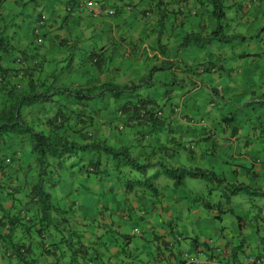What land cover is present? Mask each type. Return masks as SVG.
<instances>
[{
    "label": "crops",
    "instance_id": "crops-1",
    "mask_svg": "<svg viewBox=\"0 0 264 264\" xmlns=\"http://www.w3.org/2000/svg\"><path fill=\"white\" fill-rule=\"evenodd\" d=\"M27 1L32 3V7L40 5L42 10L36 12L33 9L24 15L22 23L26 22L23 29L26 36L17 45L19 52L35 55L33 62L36 65H33H40L36 74L42 79L64 68V64L70 67L74 63L90 62V68L79 77L72 74L70 79L69 73L62 77V82L65 85H86L87 82L98 84L106 81L128 86L143 81L150 69L166 63L165 68L157 70L147 83H142L137 91L138 97L130 96L128 99L149 102L151 115L144 121L138 122L125 111L120 112V105L100 113L96 105L104 100L109 102V99H104L109 94L102 99L88 101L84 110L96 114L93 125L88 128L92 137L124 145L140 159L151 156V149L159 147L160 150L155 151V159L159 157L163 165H176V174L184 173L187 165L193 166L195 173L191 172V176H199V171H213L216 177L221 174L223 180L218 184L223 183V186L221 184L220 192L226 188L225 175H232L235 182L241 184L237 176L245 165L250 167L256 181L264 183V0H224L226 9L222 33L237 38L212 41L207 48H196L197 51L187 54L183 52L189 48L180 50V40L174 38L181 39L188 33L206 34L215 28L216 22L210 15L207 0H102L115 12L98 17H92L89 10L78 6L75 0ZM5 3L8 2L0 4V20L4 18ZM41 18L44 23L40 26ZM256 23L261 26L255 27ZM253 37L256 38L255 43L252 42ZM180 53H183L182 57ZM90 55L99 62L97 70H94ZM14 57L6 58V66H9L8 59L10 61ZM124 58L137 62L125 66ZM195 63L199 66L204 64L208 69L200 71L198 67L194 71L201 76L197 74L198 78L193 79L191 67H195ZM27 65L31 68V64ZM167 83L172 84L171 91L162 89ZM172 94L178 102L171 104ZM156 95L165 96L170 107H158ZM117 101L121 99L117 98ZM66 106L74 107L71 102ZM214 107L222 108L228 115L222 124L216 123V118L212 122L207 121L212 119L211 108ZM246 110L256 113L251 116L245 114ZM54 111L55 106L48 112L31 108L29 116L42 119ZM231 111H240L249 125L244 127L240 118L236 114L233 116ZM218 125L222 126L211 128ZM206 130L209 131L205 133ZM211 135L215 138L212 144ZM193 137L203 142V151L194 152ZM183 142L187 145H182ZM161 150L171 153L159 155ZM218 150L223 155L213 160ZM3 152L7 156L12 154L13 158H9L5 172L0 171V182L12 193L0 191V215L11 218L17 215L37 223L32 215L34 211L29 210L32 205L28 204L26 186V182L33 179L29 170L32 158L18 146ZM73 175L70 178L61 175L55 186L49 185V202L61 211L62 218H66L63 225L37 232V223L26 235L22 225L14 227L13 241L29 243L32 247L30 258L33 262L30 263L29 258V264H87L90 261L93 264L178 263L181 251H174L175 241L171 240V234L178 228L181 209H171L170 204L174 201V207L188 208L191 201L185 200L189 193L183 196L184 199L181 197L183 194H179V188L168 175L158 178V196L151 199L140 190L131 191L125 206L122 198L116 195L117 190L112 188V178L89 177L82 170L78 171V167ZM255 187L260 191L264 185ZM198 209L195 207L190 212L199 213ZM242 211H246L248 217L244 220L236 216L237 237L232 236V240L227 242L220 227V238L208 239V251L199 248L198 252L204 258L214 255L216 248L223 250L216 256L222 264H249L254 258L264 257V208L253 210V206L246 202ZM214 216L213 221L221 220V217ZM190 220V223H198L195 216ZM202 222L208 223V220ZM132 225L135 229L131 228ZM29 226H32L31 222L26 225ZM126 227H129L127 237L123 233ZM6 229L4 224H0L1 235L7 232ZM183 230L184 235L178 234L179 241L183 237L188 242L198 240L195 227L186 226ZM68 242L75 245L69 246ZM80 245H83L81 250ZM84 246L87 249L85 253ZM72 250L75 251L74 256ZM0 264L21 263L14 257L0 256Z\"/></svg>",
    "mask_w": 264,
    "mask_h": 264
},
{
    "label": "trees",
    "instance_id": "trees-1",
    "mask_svg": "<svg viewBox=\"0 0 264 264\" xmlns=\"http://www.w3.org/2000/svg\"><path fill=\"white\" fill-rule=\"evenodd\" d=\"M2 1L5 0H0V4ZM207 4L211 7L210 15L215 19V28L203 34L204 37L198 33L185 34L180 46L186 42L189 43L190 39L200 45L201 43L210 44L214 40L229 41L237 38V36L222 33V23L226 9L224 0H207ZM1 34L0 31V171L5 172L4 168L8 167L9 158H13L12 154L7 156L3 150L7 151L13 146H18L32 158L29 170L33 179L29 183L26 182V186L29 198L28 204L29 206L32 205L29 210L34 211L32 215L38 220L37 223L39 224L37 232L47 231L50 226L59 228L64 224L62 222L66 221V218H62L61 211L49 202V185L55 186L59 182L57 179L61 175H65L63 174L65 171L75 173L77 167L78 171L82 170L89 177L97 176L104 180L112 178L114 180L112 188L117 190L116 195L122 198L124 206L128 205V195L131 191L140 190V193L148 195L151 199L158 196V178L161 175H168V178L171 179L174 178L175 186H180L184 173L178 172L179 174L174 175L175 168L163 165L159 160L154 161L155 155L153 154L156 153L155 151L151 152V156H144L140 159L132 155L130 149L124 145L110 144L105 139L92 137L88 128L93 125L96 114L84 110L88 101L99 100L104 97V94H109L115 101H117V98L121 99L120 102L117 101L120 103V112L125 111L127 115L138 122L144 121L145 118L151 115L149 105H147L149 102L138 98L132 101L128 99H131L130 96L138 97L137 91L142 83H147L157 70L165 68L163 66L166 63H160L158 66L153 67L143 81L141 80L136 84L132 83L130 86H120L110 82L65 85L61 78L67 75L64 68L53 71L49 73L48 77L41 79L36 74L37 66L40 65L34 67L36 65L33 62L35 55L19 52L18 57H14L10 61L8 59L9 66H6V58L12 56L17 48L9 42V39H4ZM17 59L31 64V68L22 69L18 67ZM90 60L93 61L92 64L95 66L94 70H97L98 60L93 55H90ZM13 64L17 65L14 66ZM70 71V73L79 74L75 72L73 67ZM18 73H25L26 82L17 88L11 81ZM67 102H71L74 107L68 108L66 106ZM53 106H55V111L45 118L34 119L29 116L31 108L48 112ZM77 106L79 108H76ZM25 107H27V111H25ZM157 165H160L161 168L150 174L151 170L155 169ZM194 173L192 172L193 175ZM198 175H206L209 179L213 177L216 182L223 180L218 179L213 171H199ZM237 189H240V187H237ZM0 191L6 194L12 193L11 189L1 184V182ZM205 204L209 207L212 206L209 203ZM55 219L57 220L56 224H54ZM30 222L32 226L26 227ZM37 223L31 221L30 218L21 219L17 215L13 218L8 217V215H0V224H4L7 228L4 235L0 234V256L8 259L14 257L21 264H29L30 254L33 252L32 247L29 243L14 242L12 233L16 224H19L22 225L21 228L26 235ZM65 226L70 227V225ZM124 235L127 237V234ZM23 238L26 239L27 237L24 236ZM62 240L67 242L66 238H62ZM68 245L74 246L75 244L68 242ZM82 248L83 245H80L79 250ZM73 250L72 254L74 256L75 251L73 252ZM86 251L87 249L84 246V253ZM186 252L188 251L180 252L177 264L184 263L182 257ZM71 261H74V258H71ZM32 262L30 258V263ZM87 264H93V262L90 261Z\"/></svg>",
    "mask_w": 264,
    "mask_h": 264
},
{
    "label": "rangeland",
    "instance_id": "rangeland-1",
    "mask_svg": "<svg viewBox=\"0 0 264 264\" xmlns=\"http://www.w3.org/2000/svg\"><path fill=\"white\" fill-rule=\"evenodd\" d=\"M8 3H5V5L3 6V11H4V18L2 20H0V31L2 32V36L7 39H9V42L14 45L17 49L14 51L13 55L16 57H18L19 55V45H17V42L23 40V38L26 36V34L23 32V29L26 25L25 23H22V20L24 19V15H26L29 11L31 12L33 9H35L36 12H39L40 10H42V7L40 5H35L34 7H32V3L28 2L27 0H11V2H9V0H5ZM211 9V7H210ZM1 12V9H0ZM255 27L261 26L259 24H255ZM201 36L204 37L203 34H201ZM183 37H181V39H179V37L174 38L175 40H180V43H182ZM255 37L252 38V42L255 43ZM217 41V40H214ZM180 43L178 45V48L184 49V48H189L188 50H185L183 53H188L189 51H197L196 48H203L204 46L207 48L210 44H200L198 45L196 41H194L193 39L189 40V43L186 42L184 45L180 46ZM188 43V44H187ZM217 46H219L217 44ZM238 49H241V46L237 47ZM182 53V54H183ZM181 54V53H180ZM182 54L179 55L180 57H182ZM28 55H32L33 54H28ZM50 56H47V59H49ZM77 59V57L75 58ZM123 64L125 66H129L131 63L133 62H137L134 61L131 58H124L123 60ZM195 67H191V77L193 79L198 78L197 74H199V72L194 71L195 69L197 70L199 67L200 71L206 70L208 69L207 66H205L204 64L199 66L197 65V63L194 64ZM197 65V66H196ZM74 69L75 72H78L79 74H82L83 72L86 71L87 68H90V62H85L84 65L81 64H72L71 65ZM69 67L67 64H64V72L65 74H69L72 69V67ZM92 68V67H91ZM205 71V72H206ZM194 73V75L192 76V74ZM72 74H74L76 77H79L80 75L77 73H71V75H69V78L71 79ZM148 74V73H147ZM201 76V74H199ZM204 77V76H203ZM62 78V77H61ZM42 79V78H41ZM245 81H247L245 79ZM106 82V81H103ZM89 85V82H87ZM102 83V82H101ZM87 85V84H86ZM131 84H129L128 86H130ZM173 88L171 83H167L165 86H163L162 89L164 90H169L171 91ZM182 90V89H180ZM103 96H106L105 94ZM158 100L155 102V104L158 107H164L169 108L170 105L169 103L167 104V102L165 101L164 97L155 96ZM211 97V96H210ZM104 99H109V102H106V100H104L105 102H98L97 103V107L100 108V113H102L103 111L108 112L111 111L112 109H116L117 105H120V103H118L117 101L114 100V98L110 95H108L107 97H105ZM172 103H176L178 101H176V99L174 98L173 94H172ZM187 101V99H186ZM189 101V100H188ZM25 111H27V107L24 108ZM212 109V119H208L207 121L212 122L213 120H215L216 118V123L221 122V124L223 122L226 121V117L228 115H226V111H223L222 108L219 107H214L211 108ZM234 114H236V116H238V118H240L241 123L243 124L244 127H247L249 124L246 122V117L244 115L241 114L240 111H231ZM202 114H205L204 112H201ZM254 113H256V111L254 112L253 110H246L245 114H249V115H254ZM194 119H198V117L196 116V114L194 115ZM219 126L222 125H218V126H211V128H219ZM209 130H206L205 133H207ZM211 132H213V130H211ZM186 139V137L184 138ZM194 140V144H195V153H199L201 151H203L204 149V144L203 142H201L200 140H196L195 137H193ZM214 137L213 135H211L210 137V143L212 144V141H214ZM187 140H185L186 142ZM185 142L182 143V145L185 144ZM209 143V144H210ZM111 144V143H110ZM187 145V143L185 144ZM131 149H134L133 147H130ZM166 148H164L165 150ZM151 150L153 151H159V147L157 148H152ZM131 151V150H130ZM162 151V150H161ZM132 152V151H131ZM134 152V151H133ZM132 152V153H133ZM168 152L171 153V151H163L162 153H166ZM217 155L215 156L216 158L214 159H218L219 157H221L223 155V153L221 151H216ZM153 155H156L153 154ZM159 155H162L161 152L159 153ZM135 156V155H134ZM136 157V156H135ZM76 159V158H74ZM161 161V159L158 157L156 159H154V161ZM169 160V159H168ZM207 160V158H206ZM77 161V160H76ZM175 166V167H173ZM172 168L176 169V165H173ZM186 168H184V179H182L180 186H176L178 187V191L179 194H183L181 197L183 198V196L187 193L185 197V200L187 201H191V204H189L188 208H181L178 206V208L174 207V201L170 204V208L171 209H181L180 210V221L177 222L178 228L177 229H173L172 230V234H171V240L175 241V249L174 251H188L191 254L197 255L199 259H204V256L198 252V250H200L199 248H201L204 252H207L208 249L210 248L208 239H215L218 240L220 238V227L223 229V236L226 238L227 242L231 241L232 236L233 238H236L239 231H238V227H237V220H236V216H240L243 217V219H247L248 217V213H246V211H242V206H245V203L247 202L248 204L253 206V210L254 209H263L264 208V195H262V192H264V188L262 190L259 191V189L255 186H260L262 187L264 185V183H261V181H256L255 178H253L252 173L250 171V167L245 165L244 166V170L242 173H240L237 178H238V182L241 184H237L235 182V178L232 175H225L226 177V181H224V186H226L225 189L222 188V192H220V187L221 184L223 186V183H220V185L218 184V182H216L214 179L212 178H208V176L206 175H199V176H191V172H194V170L192 169L193 166H185ZM161 168L160 165H157L155 169H152L150 174L154 173L157 169L159 170ZM201 168V167H200ZM177 172H173L174 175H176ZM63 174H65L66 176H68V178H70L71 176H74V173H70V171H65ZM218 179H222L221 178V174H219L217 176ZM173 183L175 181V179H172ZM171 183V182H170ZM175 185V184H174ZM246 186V187H245ZM237 187H240V189H237ZM52 194L53 192L50 191ZM238 193V194H237ZM218 194V195H217ZM217 195V197L215 196ZM195 196H197V198H195ZM184 199V198H183ZM204 203H209L212 206H208V205H204L202 206L201 204ZM188 205V204H187ZM174 207V208H173ZM195 207H199V213H193L190 212L191 210H193ZM208 209H211L212 212L210 213V211ZM190 213H189V212ZM219 212V213H218ZM214 215L221 217V220L219 221L218 219L214 220ZM191 216H195V218L198 220V223L193 224L190 223L189 221ZM208 217H210L211 219H207ZM204 219L208 220V223L206 222H202ZM134 220V218H133ZM215 222V224H214ZM190 227L193 228L195 227V233L197 234V238L198 240H196L195 242L193 241H189L186 238H182L180 241L178 240V234H183L185 230H183L184 228ZM132 229H135V225H132L131 227ZM129 230V227L123 229V233L126 234ZM188 233L191 231H187ZM194 233V231H192ZM205 237V239L203 238ZM222 239V237H221ZM233 241H235L233 239ZM179 242V243H177ZM196 246V247H195ZM215 250V249H214ZM213 252V250H212ZM211 252V253H212Z\"/></svg>",
    "mask_w": 264,
    "mask_h": 264
},
{
    "label": "built area",
    "instance_id": "built-area-1",
    "mask_svg": "<svg viewBox=\"0 0 264 264\" xmlns=\"http://www.w3.org/2000/svg\"><path fill=\"white\" fill-rule=\"evenodd\" d=\"M78 5L84 6L90 11V14L93 17H97L100 15H111L113 14V10L106 7V5L102 1L97 0H78ZM42 21L40 22V24ZM20 83L17 81L16 86L18 87ZM223 252L222 249L217 248L215 250L214 255L208 258L199 259L196 255L186 252L183 254L182 259L184 260L183 264H222L217 260L216 254L221 255ZM249 264H264V257H258L253 259Z\"/></svg>",
    "mask_w": 264,
    "mask_h": 264
},
{
    "label": "clouds",
    "instance_id": "clouds-1",
    "mask_svg": "<svg viewBox=\"0 0 264 264\" xmlns=\"http://www.w3.org/2000/svg\"><path fill=\"white\" fill-rule=\"evenodd\" d=\"M97 1H102V0H97ZM253 2L254 1H256V0H252ZM77 2H78V0H76L75 1V3L77 4ZM103 2V1H102ZM104 4H105V2H103ZM78 5V4H77ZM106 5V4H105ZM78 6H80V5H78ZM84 7V6H83ZM87 9V8H86ZM111 9V8H110ZM69 11H71V8H69L68 9ZM113 10V9H112ZM90 12V11H89ZM113 14H114V10H113ZM113 14H111V15H113ZM104 15V14H103ZM92 16V15H91ZM101 16V15H100ZM93 17V16H92ZM98 17V16H97ZM42 21V23L40 24V22ZM43 23H44V20H43V18H41L40 20H39V25L41 26V25H43ZM22 63H24V64H22ZM17 64L19 65L18 67H21L22 69H25V68H27L28 69V63L27 62H22V61H20V59H17ZM16 64V65H17ZM22 64V65H21ZM17 81L20 83V85L18 86V87H20V86H22V85H24L25 84V82H26V77H25V73H18L17 74V76H15L14 78H12V83L13 84H15L16 85V83H17ZM17 87V86H16ZM17 87V88H18ZM147 105H149V104H147ZM149 110H150V107H149ZM192 148V147H191ZM137 230H133V232H136ZM217 249V248H216ZM215 249V250H216ZM190 253V252H189ZM215 253V252H214ZM213 253V254H214ZM218 254H216V256H217ZM197 256V255H196ZM198 257V256H197ZM208 257H211V256H208ZM208 257H206V258H208ZM258 258V257H257ZM255 259V258H254Z\"/></svg>",
    "mask_w": 264,
    "mask_h": 264
}]
</instances>
